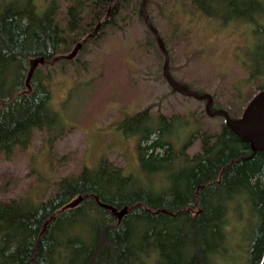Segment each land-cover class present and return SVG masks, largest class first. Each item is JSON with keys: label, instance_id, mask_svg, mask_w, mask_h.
I'll list each match as a JSON object with an SVG mask.
<instances>
[{"label": "trees", "instance_id": "16d2710c", "mask_svg": "<svg viewBox=\"0 0 264 264\" xmlns=\"http://www.w3.org/2000/svg\"><path fill=\"white\" fill-rule=\"evenodd\" d=\"M57 1L42 0L37 8L32 0H0V154L25 149L34 130L45 131L49 139L61 133L51 134L57 113L50 108V72L41 69L50 68L54 57L68 54L76 43L83 50L102 38L104 29L129 27L134 16L151 38L147 45L163 59L139 10L141 0H63L58 20ZM183 1L193 13L223 24H245L251 38L264 39V0ZM151 4L144 0L142 9L167 52L168 75L176 86L193 92L171 76L170 49L151 17ZM240 66L248 77L263 79L243 110L264 91V42ZM148 110L118 123L122 133L136 138L135 172L100 158L95 166L55 181L43 200H0V264L258 263L264 240V152L251 150L215 115L222 121L218 132L201 135L198 151L187 157L184 150L192 136L177 151V134L166 135L178 122L181 127L188 122L177 115L152 117ZM224 111L230 119L241 114ZM152 173L158 176L155 184L148 180ZM77 197L74 206L65 207ZM97 203L126 212L117 221ZM242 208L249 212L250 237L241 241V256L229 263L225 253L232 229L243 222Z\"/></svg>", "mask_w": 264, "mask_h": 264}, {"label": "rangeland", "instance_id": "374dc122", "mask_svg": "<svg viewBox=\"0 0 264 264\" xmlns=\"http://www.w3.org/2000/svg\"><path fill=\"white\" fill-rule=\"evenodd\" d=\"M32 2L37 8L43 5L42 0ZM57 3L58 20L65 1ZM149 11L170 49L174 81L193 92L210 95L209 107L215 111L220 108L237 116L263 82L262 77H248L240 61L264 39L251 38L245 24H223L193 13L183 0H152ZM129 25L121 30L104 29L102 38L83 50L79 48L70 63L55 59L50 68L41 69L43 74L50 72V108L57 113L51 134L60 129L61 133L49 139L45 131L34 130L25 149L0 154L1 201L43 200L55 181L77 174L83 166H95L100 158L135 172L136 138L122 133L118 123L146 108L152 117L177 115L188 122L182 127L178 122L166 135L171 139L177 134V151L192 136L184 150L187 157L198 151L201 135L218 132L221 119L206 114L204 100L180 95L162 80L163 59L147 45L151 38L145 37L134 16ZM157 177L149 175L148 180L155 184ZM159 180L164 181L163 175ZM242 211L243 222L232 229L230 250L225 253L229 263L241 256V241L250 237L251 221L245 222L249 212L246 208Z\"/></svg>", "mask_w": 264, "mask_h": 264}, {"label": "water", "instance_id": "95a60500", "mask_svg": "<svg viewBox=\"0 0 264 264\" xmlns=\"http://www.w3.org/2000/svg\"><path fill=\"white\" fill-rule=\"evenodd\" d=\"M144 5V0H141L140 3V8L139 10L141 11V15L148 27V29L155 35L156 37V44L158 49L160 50L162 56H163V61H162V66H161V72L162 76L166 82V84L176 93L184 96H189L194 99L198 100H205V105H204V111L208 116L211 115H220L223 120L225 125L230 128L231 130L237 132L240 135V138L243 142L248 144L249 148L253 151H260L264 152V91H259L257 92L245 105L244 109L242 110L239 118L237 119H230L227 115V113L224 110H216V111H210L209 106L211 105V97L208 94H203V95H197L193 92H189L183 87H178L176 86L172 80L170 79L168 72L166 70L167 66V61H168V55L167 52L163 46L162 41L158 37L156 29H154L149 21L147 20L146 14L143 11L142 7ZM97 24L93 30V33L97 30L98 28ZM90 37V35L88 36ZM80 48V43H76L75 46L71 49V51L62 56H57L52 59H60V60H70L72 59L76 51ZM36 61H34L31 65L33 68L36 65ZM38 63H42V59H38ZM80 200V197H77L76 199L72 200V202L68 203L65 207H72L74 206L78 201ZM97 205L100 208L108 210L111 214H113L117 221L120 220V218L125 214L126 208L123 207L120 210H116L115 208L108 206L106 204L102 203H97ZM257 264H264V240H263V245H262V250L261 254L258 260Z\"/></svg>", "mask_w": 264, "mask_h": 264}]
</instances>
